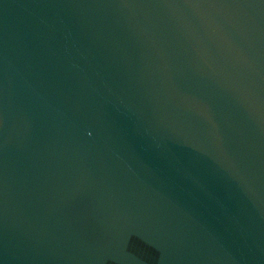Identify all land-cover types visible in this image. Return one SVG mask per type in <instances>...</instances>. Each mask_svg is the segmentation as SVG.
<instances>
[{
  "label": "water",
  "instance_id": "95a60500",
  "mask_svg": "<svg viewBox=\"0 0 264 264\" xmlns=\"http://www.w3.org/2000/svg\"><path fill=\"white\" fill-rule=\"evenodd\" d=\"M0 264H264V0H0Z\"/></svg>",
  "mask_w": 264,
  "mask_h": 264
}]
</instances>
